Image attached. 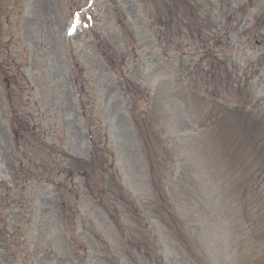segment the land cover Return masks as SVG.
I'll use <instances>...</instances> for the list:
<instances>
[{
	"label": "rangeland",
	"instance_id": "374dc122",
	"mask_svg": "<svg viewBox=\"0 0 264 264\" xmlns=\"http://www.w3.org/2000/svg\"><path fill=\"white\" fill-rule=\"evenodd\" d=\"M240 103L264 0H0V264H264Z\"/></svg>",
	"mask_w": 264,
	"mask_h": 264
},
{
	"label": "trees",
	"instance_id": "16d2710c",
	"mask_svg": "<svg viewBox=\"0 0 264 264\" xmlns=\"http://www.w3.org/2000/svg\"><path fill=\"white\" fill-rule=\"evenodd\" d=\"M215 58H217V55L215 56ZM215 76H217V74H214L213 78H215ZM222 78H221V81H222L221 86H223L226 89V91L229 90L230 92L229 84L226 83L225 80ZM233 93L237 96H242L246 94L248 95V93L242 90L240 87L238 88L237 91L234 90ZM207 95L210 96V99L217 101L221 109H226L225 108V106L227 105L226 101L224 99L223 100L220 99L222 98V95H224L223 93L218 94L217 92H212V94H210L208 92ZM232 112L233 114L240 117V122L238 123V125L242 128V131H244L246 141L250 143L251 145H253L254 148L258 151V156L261 159V169L260 170L264 171V115L260 116L259 118H254L253 122H250L248 118L251 117V113L247 111V106H245L244 103L237 104L236 107L232 110ZM252 112L254 114V111Z\"/></svg>",
	"mask_w": 264,
	"mask_h": 264
}]
</instances>
